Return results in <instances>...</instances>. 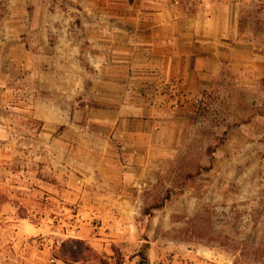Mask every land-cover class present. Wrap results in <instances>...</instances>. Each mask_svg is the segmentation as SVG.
I'll return each mask as SVG.
<instances>
[{"label":"crops","instance_id":"0c3cea01","mask_svg":"<svg viewBox=\"0 0 264 264\" xmlns=\"http://www.w3.org/2000/svg\"><path fill=\"white\" fill-rule=\"evenodd\" d=\"M218 18L174 0H0V113L38 123L61 153L47 200L108 222L78 238L122 245L121 217L149 182L141 150L166 105L196 103L225 66L261 75L260 54Z\"/></svg>","mask_w":264,"mask_h":264},{"label":"rangeland","instance_id":"374dc122","mask_svg":"<svg viewBox=\"0 0 264 264\" xmlns=\"http://www.w3.org/2000/svg\"><path fill=\"white\" fill-rule=\"evenodd\" d=\"M174 1L219 16L260 54L261 75L225 66L196 103L165 106L120 248L77 237L108 222L47 200L61 153L46 150L38 123L0 113V264H264V0Z\"/></svg>","mask_w":264,"mask_h":264}]
</instances>
